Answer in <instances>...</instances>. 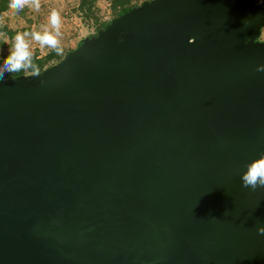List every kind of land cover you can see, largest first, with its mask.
<instances>
[{"label":"water","instance_id":"95a60500","mask_svg":"<svg viewBox=\"0 0 264 264\" xmlns=\"http://www.w3.org/2000/svg\"><path fill=\"white\" fill-rule=\"evenodd\" d=\"M263 28L259 0H148L0 77V264H264Z\"/></svg>","mask_w":264,"mask_h":264},{"label":"trees","instance_id":"16d2710c","mask_svg":"<svg viewBox=\"0 0 264 264\" xmlns=\"http://www.w3.org/2000/svg\"><path fill=\"white\" fill-rule=\"evenodd\" d=\"M145 1L148 0H73L72 13L76 19H79L84 27L93 29L94 33L89 35L87 38L92 37L97 34L101 29H104L113 19L120 17L124 13L131 11L132 9L139 7ZM106 3L110 10V19H106V15L102 12L100 3ZM14 8L12 0H0V19H3L5 13ZM20 12V11H19ZM26 14V12H21ZM17 35V31L11 29L7 24H3L0 21V65H3L5 59L1 57L2 50L6 48V39H14ZM84 40V39H83ZM78 42L76 48H78L82 41ZM75 48V49H76ZM73 49V50H75ZM70 50L69 52L73 51ZM67 52V54L69 53ZM66 54V55H67ZM65 55V56H66ZM64 56V57H65ZM63 56H58L56 52H53L46 57L39 58L36 54H31V66L26 67L17 72H3L2 78H16L23 75L38 74L43 70L57 64L63 58Z\"/></svg>","mask_w":264,"mask_h":264},{"label":"rangeland","instance_id":"374dc122","mask_svg":"<svg viewBox=\"0 0 264 264\" xmlns=\"http://www.w3.org/2000/svg\"><path fill=\"white\" fill-rule=\"evenodd\" d=\"M52 5H55L56 3L60 4L62 7H65L66 4L62 3L59 0H55L51 2ZM100 7L102 9V12L106 15V19H110V10L109 6L106 3H100ZM46 9H44L45 11ZM44 11H39L38 9L31 12L23 14L19 11L13 10L11 13L7 12L5 13V16H3V19H0V21L3 24H7L11 29H14L17 31V35L14 37V39H6V48L1 49L2 54L1 57L6 59L11 55V50L15 49V45L17 43L16 37L18 35H24V39L28 44V51L30 53L33 49H36V51L45 49L44 43L36 40L34 37L36 34L44 35L45 33H50V27H41L39 26V23L41 20H45L42 18L41 13ZM94 30L89 29L87 27H84L82 22L79 19L73 18V20L70 21L69 26L67 28H64L63 30V41H62V54L60 56H65L67 52L70 50H73L77 47L78 42L86 39L89 35L93 34ZM261 41L264 42V28L262 30V36L260 38Z\"/></svg>","mask_w":264,"mask_h":264},{"label":"clouds","instance_id":"9594fccd","mask_svg":"<svg viewBox=\"0 0 264 264\" xmlns=\"http://www.w3.org/2000/svg\"><path fill=\"white\" fill-rule=\"evenodd\" d=\"M24 3L25 0H12L13 6L17 8L23 7ZM259 3L264 4V0H259ZM51 24L54 28L58 24V16L55 12L52 13ZM58 34V31L55 34H36L34 38L42 43L55 46ZM16 41L15 50L5 59L3 65H0V77L5 71L17 72L31 66V53L28 51V44L24 39V35H18ZM242 183L244 187L251 188L253 191L259 187H264V158L255 160L247 166V170L242 176Z\"/></svg>","mask_w":264,"mask_h":264},{"label":"built area","instance_id":"2783aa9c","mask_svg":"<svg viewBox=\"0 0 264 264\" xmlns=\"http://www.w3.org/2000/svg\"><path fill=\"white\" fill-rule=\"evenodd\" d=\"M52 1L55 0H25L23 7L21 8L14 7L10 11H8L9 13H11L13 10L31 13L37 9L39 11H44V9H46L43 13H41L42 18H44L45 20H41L39 26L50 27V33L55 34L58 31L59 34L56 36L57 44L55 46L44 43V47H45L44 51L43 50L36 51V49L33 48L31 49L33 50L32 52H35L31 54H36L38 55L39 58L46 57L47 55L53 52H56L58 56L62 54L61 46L63 41V30L64 28H67L69 26L70 21L73 20V18H75L72 13V5H71L73 0H59L62 3L66 4L65 7H62L58 3L52 5L51 3ZM53 12L57 13L58 16V24L55 28L51 24V16ZM14 50L15 49H12L11 52H13Z\"/></svg>","mask_w":264,"mask_h":264}]
</instances>
